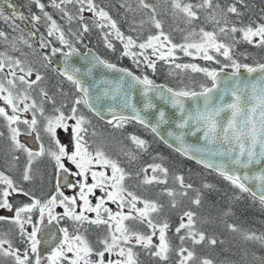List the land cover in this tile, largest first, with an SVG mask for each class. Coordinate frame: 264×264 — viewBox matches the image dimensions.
<instances>
[{"label":"snow or ice","instance_id":"6c2138e0","mask_svg":"<svg viewBox=\"0 0 264 264\" xmlns=\"http://www.w3.org/2000/svg\"><path fill=\"white\" fill-rule=\"evenodd\" d=\"M23 7L0 0L10 28L0 30V264H264L251 251L264 249V231L230 220L242 195L213 211L216 184L186 179L126 131L140 126L264 211V7L256 13L250 0ZM93 34L116 62L89 47ZM125 59L133 67L122 66ZM165 66L177 86L152 78ZM233 243L240 262L199 251Z\"/></svg>","mask_w":264,"mask_h":264},{"label":"rangeland","instance_id":"374dc122","mask_svg":"<svg viewBox=\"0 0 264 264\" xmlns=\"http://www.w3.org/2000/svg\"><path fill=\"white\" fill-rule=\"evenodd\" d=\"M17 2L18 1H20L21 2V4H22V6H24V4H25V0H16ZM11 2H12V0H11ZM129 2L130 3H132V5L134 6V4H133V2L131 1V0H129ZM149 2L150 3H158V2H162V0H149ZM13 3H16L15 1H13ZM24 8V10L25 11H27V9L25 8V7H23ZM5 12H6V14L8 13V12H10V11H8V10H6L5 9ZM164 18H166L167 19V17H164ZM173 22H172V20H170V21H166V24H168V25H171ZM0 30H5V31H10V28L8 27V25L7 24H5L2 20H0ZM168 31H170V30H168ZM13 35H19V33H13ZM174 36L175 37H180V34L178 33V32H174ZM94 44V45H93ZM91 45H93L92 47H95V49L96 50H102V52L103 53H106L107 51L103 48V46H102V44H99L98 43V38H97V36L95 35V34H93V36L91 37V42H90V44H89V46H91ZM81 50H84V49H81ZM252 52H255L256 50H252V49H250ZM99 53H101V52H99ZM109 53V52H108ZM106 57H110L111 59H113V60H116V56L115 55H113L112 53H109V54H107L106 55ZM185 58H183V60H182V62H189L188 61V58L186 59V60H184ZM127 59H125L124 60V62L126 61ZM130 62V61H129ZM252 61L250 60V61H248V63H251ZM199 63H203L202 61H200ZM160 68V66L158 65V69ZM166 73H167V71H165L164 69L162 70V71H160L159 72V74L158 75H156V76H154V77H152L153 79H155L156 80V82L157 83H165L164 81H167V79H171V80H174L175 82H176V80L175 79H172V78H167V76H166ZM149 75H151V74H149ZM163 79H162V78ZM162 79V80H161ZM198 79H199V77H198ZM175 86H177V84H175ZM126 131L127 132H137L139 135H140V133H139V131H141V132H144L145 134H142L141 136L144 138H148L147 140L152 144V152H153V154L155 155V154H160L161 156H163L164 158H165V162H166V164L173 170V171H176V172H178V173H183V171H184V175H185V177H186V179L188 178V176H189V173H191L192 174V176H191V178H192V181L193 182H195L194 181V179H198V184L200 183V180H202V179H204V180H206V181H217V179L215 178V177H212L209 173H205V172H202V175L201 176H199V170L198 169H195L193 172L191 171V169H189L188 168V166H182V164H184L185 162L182 160V161H180V160H178L176 157H175V155L174 154H172L171 152H169V154H171V156L170 155H168L163 149H162V145H161V143H157L155 140H154V137L153 136H150L151 135V133H149V132H147V131H145L144 129H142V128H140V126H136L135 128L134 127H132L131 125L130 126H128V128L126 129ZM166 150V149H165ZM167 151V150H166ZM218 189L220 190L218 193H217V196H215V195H213L214 197H211L210 199L212 200V201H214L215 203H216V206H217V208L215 209V210H213V211H216V210H219L220 208L221 209H224L225 207H227L228 206V204H226L227 203V196H225V195H222L221 194V192H223L224 190L222 189V188H220V187H218ZM236 195H239V194H236ZM233 196V195H232ZM218 200V201H217ZM245 201V199L242 197L241 198V200H239V201H237L238 203L240 202V201ZM243 203V202H242ZM226 204V206L224 207V208H222L221 206H223V205H225ZM233 204H235V202L233 203ZM232 204V205H233ZM242 208H248V209H251V206L250 205H247L246 203H243L242 204ZM258 209V212H262V210L259 208V207H257ZM207 205L205 206V209H204V212L206 213L207 212ZM254 210V209H253ZM252 210V211H253ZM234 218H236V219H239V220H242L241 222H239V225L241 226V227H244V228H249V227H247L248 225H249V222H245L244 220H243V217H237V216H234V217H230V220H232V221H234V222H236L237 224H238V221H235V219ZM258 221H259V224H261L260 226H254V227H251L250 226V228H253V229H258V230H261V231H264V220H259L258 219ZM261 221H262V223H261ZM172 222H173V226H175V223H176V217L175 216H173L172 217ZM262 226V227H261ZM5 226L4 225H0V229H3ZM227 248H230L231 250L229 251V250H227ZM227 248H224V247H218L217 248V250H216V252H214V253H209V251L207 250V249H201V250H199L200 251V254L201 255H208V254H211L213 257H215V258H217L218 260H228V261H237V262H240L241 261V255H240V246H239V244L238 243H233V244H230V245H228L227 246ZM251 251L252 252H254L255 253V255L257 256V257H259V256H264V249H261V248H259L258 246L256 247V248H253V249H251ZM260 253H262V254H260ZM249 259H251V257H249ZM241 264H242V262H241Z\"/></svg>","mask_w":264,"mask_h":264},{"label":"trees","instance_id":"16d2710c","mask_svg":"<svg viewBox=\"0 0 264 264\" xmlns=\"http://www.w3.org/2000/svg\"><path fill=\"white\" fill-rule=\"evenodd\" d=\"M12 1H15V2H17L16 0H12ZM132 2H133V4H134V6H135V0H131ZM250 3H252L255 7H254V11L256 12V13H259V11H260V9L262 8V7H264V0H250ZM166 21H170L171 20V18L170 17H167V19L166 18H164ZM125 28H126V25L124 26ZM165 30L166 31H168V30H171L170 29V27H169V25L168 24H165ZM146 34V33H145ZM173 37H174V39L176 40V41H180V39H181V37H175L174 36V32H173ZM94 45V44H93ZM93 45H91V46H89V47H92ZM93 49H95V47H92ZM96 50V49H95ZM252 50H254V49H252ZM98 53L99 52H101L100 54L102 55V56H106L107 54H109L108 52H106V53H103L102 52V50H96ZM256 52V51H255ZM113 55H115V54H113ZM116 56V55H115ZM108 58V57H107ZM110 58V57H109ZM111 59V58H110ZM187 58H185L184 60H186ZM182 60H183V58H182ZM250 61V60H249ZM246 62H248V61H246ZM121 64L123 65V66H126V67H133L132 65H131V62H129L128 60H126L125 62H124V60L121 62ZM159 65V64H158ZM160 66V65H159ZM164 70L165 71H167V67L165 66V68H164ZM150 73V72H149ZM139 74V73H138ZM151 74V73H150ZM162 78V77H161ZM163 79V78H162ZM161 79V80H162ZM164 82H167L170 86H175V84H177V81L175 82L174 80H171V79H167V81H164ZM139 133L141 134H145L144 132H141V131H139ZM141 134V135H142ZM143 136V135H142ZM150 136H153L152 134L150 135ZM154 137V136H153ZM145 138V137H144ZM145 139H148V138H145ZM154 140L158 143H161V141L159 140V139H157V138H155L154 137ZM162 144V149L168 154V155H170L171 156V154H169V152H171L172 154H174L175 155V157L178 159V160H180V161H184L185 163L184 164H182V166H188V168L189 169H191V171L193 172L195 169H198L199 170V176H201L202 175V172H205L206 173V171L201 167V166H199V165H197L195 162L193 163L192 161H190V160H187V159H185V158H182V157H180L179 155H177L175 152H173L171 149L170 150H168L167 148H165L164 146V144L163 143H161ZM164 145V146H163ZM167 151H166V150ZM183 173H184V171H183ZM207 173H209L212 177H215L216 179H217V181L215 182V181H209V182H211V183H214V184H216L217 185V187H220V188H222L224 191L223 192H221V194L222 195H225V196H227L226 198H227V203L226 204H228L229 205V197H231L233 194H239L238 192H236V190H234V189H232L228 184H227V182H225V181H223L220 177H218L215 173H212V172H207ZM196 180V181H195ZM202 180H204V179H202ZM202 180H200V182L202 181ZM194 181H195V183L196 184H198V179H194ZM213 195H215V196H217V193H215V194H213ZM239 195H242V197L245 199V201H240L239 203L236 201L235 202V204H233L232 205V208H233V211L235 212V216H237L238 218L240 217H243V220L245 221V222H249V225L247 226V227H254V226H260L261 224H259V221H258V219L259 220H264V211H262V212H258V208L257 207H259V204H258V202H256V203H254L253 201H252V199L247 195V194H239ZM212 197H214V196H212ZM218 201V200H217ZM246 203L247 205H250L251 206V209H248V208H242V204L243 203ZM226 204L225 205H223V206H221L222 208H224L225 206H226ZM260 208V207H259ZM221 209V208H220ZM254 209V210H253ZM253 210V211H252ZM235 219V221H238V224H239V222H241L242 220H239V219H236V218H234ZM261 223H262V221H261ZM262 227V226H261ZM260 254H262V253H260Z\"/></svg>","mask_w":264,"mask_h":264},{"label":"flooded vegetation","instance_id":"af4514ba","mask_svg":"<svg viewBox=\"0 0 264 264\" xmlns=\"http://www.w3.org/2000/svg\"><path fill=\"white\" fill-rule=\"evenodd\" d=\"M12 3H13V1H12ZM14 4H16V5L20 8V10L25 11L20 1L14 3ZM4 8H5L6 10L10 11L9 9L6 8V5H4ZM25 12H26V11H25ZM109 59H110V58H109ZM111 60H112L113 62H116V60H113V59H111ZM122 66H123V65H122ZM149 74H150V73H149ZM94 123H96V124L98 125V127H100V128H103V127H104L103 122H102V121H98V120H96L95 118H94ZM140 128H141V127H140ZM140 135H141V134H140ZM161 145H162V144H161ZM40 167H41V170L44 171L43 165H41ZM46 178H47V177H46V174H45V179H46ZM36 191H37V195H43V192H41V191H40V188H39V178H38V180H37V189H36ZM17 199H23V198H22V197H17Z\"/></svg>","mask_w":264,"mask_h":264},{"label":"water","instance_id":"95a60500","mask_svg":"<svg viewBox=\"0 0 264 264\" xmlns=\"http://www.w3.org/2000/svg\"><path fill=\"white\" fill-rule=\"evenodd\" d=\"M94 50V49H93ZM95 51V50H94ZM99 54V53H98ZM109 103H111V101H109ZM188 141H189V143H195V138H191V137H189L188 138ZM192 162H194V161H192Z\"/></svg>","mask_w":264,"mask_h":264},{"label":"bare ground","instance_id":"6f19581e","mask_svg":"<svg viewBox=\"0 0 264 264\" xmlns=\"http://www.w3.org/2000/svg\"><path fill=\"white\" fill-rule=\"evenodd\" d=\"M161 143H163L162 141H161ZM164 144V143H163ZM165 145V146H164ZM163 146L165 147V148H167L168 150H170L168 147H167V145L166 144H164ZM177 154V153H176ZM178 155V154H177Z\"/></svg>","mask_w":264,"mask_h":264}]
</instances>
